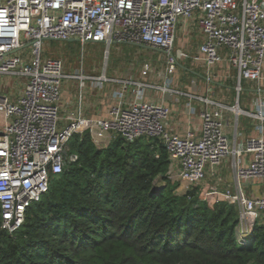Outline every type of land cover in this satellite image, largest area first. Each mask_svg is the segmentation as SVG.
<instances>
[{"label":"built area","instance_id":"1","mask_svg":"<svg viewBox=\"0 0 264 264\" xmlns=\"http://www.w3.org/2000/svg\"><path fill=\"white\" fill-rule=\"evenodd\" d=\"M195 23L203 36L198 54L205 80L211 82V69L220 61L235 71L237 94L245 82L261 79L264 60V0H0V78L21 79L15 100L0 83V228L14 233L24 222L28 208L47 192L51 177L59 174L78 156L69 143L74 136L87 133L97 148L105 147L114 136L125 143L158 139L167 151V179L182 188L179 195L216 178L219 166L232 159L234 190L209 194L238 211L235 232L243 237L256 222L264 223V196L248 197L241 183L249 179L264 181V105L255 118L258 136L231 144L224 132L226 112L240 113L197 97L206 108L200 113L197 136L188 132L179 137L165 129L170 110L161 103L137 99L154 87L121 81V90L105 118L83 115L80 104L72 114L62 115L59 102L65 80L78 82L79 102L86 80L95 89L110 81L104 76L90 77L79 72L67 75L57 58L41 55L44 41H77L145 47L167 55L173 69L177 59L189 56L172 51L178 24ZM221 51L223 53H221ZM134 100H123L127 89ZM163 92L169 90L158 88ZM208 105L213 106L212 108ZM243 155H249L248 162ZM177 183V184H176Z\"/></svg>","mask_w":264,"mask_h":264},{"label":"trees","instance_id":"2","mask_svg":"<svg viewBox=\"0 0 264 264\" xmlns=\"http://www.w3.org/2000/svg\"><path fill=\"white\" fill-rule=\"evenodd\" d=\"M69 146L77 161L14 233L0 228V264H264V223L240 237L234 206L176 194L158 139L97 148L84 133Z\"/></svg>","mask_w":264,"mask_h":264},{"label":"crops","instance_id":"3","mask_svg":"<svg viewBox=\"0 0 264 264\" xmlns=\"http://www.w3.org/2000/svg\"><path fill=\"white\" fill-rule=\"evenodd\" d=\"M175 42L176 53L179 51L182 53L187 51L191 52L194 56L198 54V47L203 42V36L194 22L181 21L178 24ZM221 53L223 52L221 51ZM190 65L201 68L203 74L197 75L195 72L189 71L185 67H182L183 70L193 74L191 77H189L190 81L188 82L190 85L187 88L185 87L186 90L177 91V93L173 92L170 94V90L168 92H163L161 89L151 88L145 89L142 95L137 98L141 101L161 103L169 108L170 113L165 120L166 131L179 137L185 136L188 132H192L195 136H197L200 131V113L206 108L205 104L197 98L201 97L223 106H234L240 110V113L227 111L224 117V132L229 138L231 144L234 145V143L244 141L246 138L258 136L259 132L256 129L258 121L253 117L242 114L241 111L256 114L258 111V105L260 103L264 105V60L261 70V79L257 81L258 87L251 90L249 95L251 97H248L242 101L238 97L240 93H235V71L227 65L225 60L218 62L211 69L210 72L212 79L210 83H207L205 80V68L201 62L191 61ZM230 72H232V75H229ZM107 79L110 81L104 83L102 89H96L97 92L93 94L86 92L84 96L81 93V103L79 102V93L73 94L66 92V90L63 88L59 102L61 114L67 115L74 113L80 104L82 113L86 117H107L109 107L117 102L113 97V94L114 92H119L121 90L120 82L125 81L121 79ZM3 82H7V86L3 85L2 89L8 93V95H10L12 100H15L21 88V84L18 87L17 83L15 89L12 90V84L7 81L6 77L0 78V83L2 84ZM191 86L193 87V91L191 90ZM216 87H218V89H216ZM130 90L131 88L127 89V92L123 98L127 104L134 100V95L131 94ZM208 107L212 108L213 106L208 105ZM262 135L264 137V132ZM242 158L245 160V162H248L251 157L249 155H243ZM231 164V158L225 159L218 168L217 177L213 179L208 178L203 184H206L207 186L216 185L218 188H220V191L225 188L234 190L235 186ZM241 187L245 195L248 197L264 196V181L261 179H249L242 182Z\"/></svg>","mask_w":264,"mask_h":264},{"label":"rangeland","instance_id":"4","mask_svg":"<svg viewBox=\"0 0 264 264\" xmlns=\"http://www.w3.org/2000/svg\"><path fill=\"white\" fill-rule=\"evenodd\" d=\"M183 53L189 56L188 59H177V63L173 69H170L167 63V55L145 47L117 44L107 47L103 44L92 42L81 45L77 41H44L41 48L42 57L61 60L63 71L67 75L83 72L84 75L90 77L106 76L112 79L134 81L154 87L153 89L165 87L170 90V94L186 90L185 87L187 88L190 85L188 82L190 81L189 77L193 74L183 70L182 67L195 72L197 75L203 74L201 68L190 65L193 54L187 51ZM176 54V46L174 44L172 55L176 57ZM229 75H232V72ZM6 79L12 84V90L15 89L17 83L19 87L22 82L21 79L11 77H6ZM64 82L61 85V90L64 88L66 92L78 94L79 87L77 81L70 79ZM3 85L7 86V82H3ZM83 87V96L86 92L90 94L97 92L92 87V81L90 80H86ZM257 87L258 82H246L242 84V90L238 95L239 99L242 101L251 97L249 96L251 90ZM191 90L193 91L192 86ZM1 117L2 115L0 114V121L2 122ZM210 187V185L202 184L194 188L193 191L197 193L196 195L200 201L212 204L215 203L214 200L219 195L209 194ZM217 189L220 191V188L217 187ZM181 191L182 188L178 184L177 186L175 185L174 192L180 194Z\"/></svg>","mask_w":264,"mask_h":264},{"label":"water","instance_id":"5","mask_svg":"<svg viewBox=\"0 0 264 264\" xmlns=\"http://www.w3.org/2000/svg\"><path fill=\"white\" fill-rule=\"evenodd\" d=\"M70 41H73L72 39Z\"/></svg>","mask_w":264,"mask_h":264},{"label":"bare ground","instance_id":"6","mask_svg":"<svg viewBox=\"0 0 264 264\" xmlns=\"http://www.w3.org/2000/svg\"><path fill=\"white\" fill-rule=\"evenodd\" d=\"M237 113V112H236Z\"/></svg>","mask_w":264,"mask_h":264}]
</instances>
